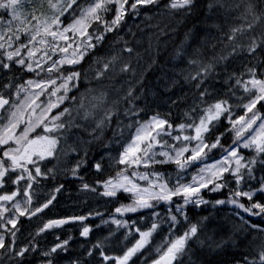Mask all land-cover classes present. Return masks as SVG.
<instances>
[{"label": "snow or ice", "instance_id": "6c2138e0", "mask_svg": "<svg viewBox=\"0 0 264 264\" xmlns=\"http://www.w3.org/2000/svg\"><path fill=\"white\" fill-rule=\"evenodd\" d=\"M0 264H264V0H0Z\"/></svg>", "mask_w": 264, "mask_h": 264}, {"label": "trees", "instance_id": "16d2710c", "mask_svg": "<svg viewBox=\"0 0 264 264\" xmlns=\"http://www.w3.org/2000/svg\"><path fill=\"white\" fill-rule=\"evenodd\" d=\"M179 38H177V42H178ZM207 198L209 199H215L217 198L216 196L212 195V194H206ZM211 210L210 206H209V211ZM214 215V219L217 221V222H222L225 224V228L226 230L230 229L231 228V224L228 222V215H229V211H228V208H225L223 209L218 215L217 214H213ZM253 222L255 223H260L261 222V219L260 218H255L253 217ZM94 223H97V221H94ZM98 224V223H97ZM211 235V233H210ZM231 253L229 252L228 255H230ZM225 256L223 253H221L219 256H211L209 255L207 257V259L209 260H212V261H216V260H219V259H224Z\"/></svg>", "mask_w": 264, "mask_h": 264}, {"label": "rangeland", "instance_id": "374dc122", "mask_svg": "<svg viewBox=\"0 0 264 264\" xmlns=\"http://www.w3.org/2000/svg\"><path fill=\"white\" fill-rule=\"evenodd\" d=\"M94 206V205H92ZM85 210V208L82 206L81 208H73V206L71 205V203L66 200L64 197H61V203L58 204L55 208L52 209V211L49 213V215H56V214H63L65 212L67 213H71L73 211H83ZM102 227H107V226H102ZM74 236H77L78 237V232H74L73 233ZM54 239V236L53 235H49L47 237V240L49 242H51L52 240Z\"/></svg>", "mask_w": 264, "mask_h": 264}]
</instances>
